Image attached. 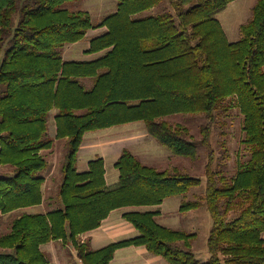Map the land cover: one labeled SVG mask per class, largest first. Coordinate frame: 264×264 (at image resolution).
<instances>
[{"label": "trees", "instance_id": "obj_1", "mask_svg": "<svg viewBox=\"0 0 264 264\" xmlns=\"http://www.w3.org/2000/svg\"><path fill=\"white\" fill-rule=\"evenodd\" d=\"M68 1L74 0H0V164L16 170L0 177V215L42 203L47 155L60 139L67 142L61 207L16 217L0 234V264H52L41 249L52 240L72 245L82 264H109L116 250L131 245L169 264H264V0L256 1L235 42L217 18L233 0H117L98 22L66 7ZM162 3L170 9L145 13ZM102 27L85 50L102 54L63 59L65 45ZM232 106L242 115L241 142L250 155L228 175L211 138L220 113ZM53 109L55 136L47 139ZM179 113L203 114L200 139L188 125L164 119ZM133 121H143L173 154L194 160L199 146L206 148L205 192L180 209L203 205L210 213L207 261L193 251L196 233L160 224L158 210L122 213L137 229L134 237L94 250L81 240L114 209L160 205L202 181L144 163L127 148L114 163L113 184L106 183L103 157L77 170L87 131Z\"/></svg>", "mask_w": 264, "mask_h": 264}, {"label": "rangeland", "instance_id": "obj_2", "mask_svg": "<svg viewBox=\"0 0 264 264\" xmlns=\"http://www.w3.org/2000/svg\"><path fill=\"white\" fill-rule=\"evenodd\" d=\"M257 0H234L228 7L222 12L217 14V18L222 23V26L226 32L227 38L231 42L238 41L241 38L240 26L248 22L252 17V8ZM71 10H86L90 13L93 22L100 21L106 15L114 12L117 8V0H74L68 1L66 4ZM170 7L167 4H160L159 6L145 11L146 14H156L164 10H169ZM144 14V13H143ZM16 21L18 17L15 18ZM96 31L89 30L83 39L75 44L65 45L62 48V57L65 60H89L95 58L97 55H86L84 50L89 46L90 39L96 36ZM99 56V55H98ZM3 58V54H0V61ZM91 83H87V87H90ZM57 110L50 111L47 118V139H53L55 136V119L54 115ZM215 130L213 131L211 142L215 149L216 156L220 163H226L225 172L228 175H232L236 172L238 165L245 162L249 155L250 149L242 144V115L239 109L235 106L230 107L227 111H222L218 117ZM171 123H183L188 125L190 132L196 139L201 138L200 126L204 123L205 118L201 113H179L164 117ZM116 128V129H115ZM145 128L143 121H135L132 124L120 125V127L114 128H102L95 131H87L84 135V143L90 139L99 138L102 134L112 133L124 130H131L133 132H139L137 129ZM147 143L141 145L149 148L150 153L146 158L143 151L139 152L135 147V153L141 158L144 163L155 166L158 169H172L178 168L184 172L189 173L191 176L201 178V183L197 186L191 187L188 191L181 194H176L164 199L160 205H147L141 207H122L117 209L111 215L112 220L116 225H120L119 222L129 224V228H116L112 232L103 233L98 240H93L89 243V249H97L110 242L119 241L126 238L134 237L138 234L137 229L130 222L126 221L123 217H120V213L126 210L144 209V210H158L156 216L157 221L167 227H171L176 230L185 231L187 233H196V237L191 240L192 248L195 256L200 262H205L209 258V251L207 246V239L209 231L212 225V218L205 206L201 205L199 208L190 210H181V205L185 201H193L200 199L206 188V179L204 174L207 150L203 146H199L198 157L196 159H190L188 157L179 156L170 152L165 146L161 145L150 134L147 135ZM56 145L54 153L48 154V168L44 172L46 181L43 185L44 196L46 197V203L33 205L29 207L19 208L12 212L0 215V234L8 233L11 229L12 221L21 214L32 213H45L52 209L61 207V201L58 196L59 186L63 179L62 166L66 161L67 142L66 139H60ZM91 142V141H90ZM86 147V146H85ZM88 149H82L78 154L76 167L78 171H85L87 169V162L98 156L104 154L101 146L92 145L88 146ZM229 155V157H227ZM105 166L107 171L108 181H113V176L116 174L119 176V171L115 167L114 163L117 160V152L105 154ZM16 173L13 166L7 164H0V177L11 176ZM52 203V204H49ZM56 242H50L43 246L44 251L51 247ZM61 249L56 252L58 254L57 260L62 264H82L78 255V251L70 244L59 243ZM66 244V245H65ZM51 250L54 257V250ZM49 252V253H51ZM52 264H60L55 262L47 253ZM124 258L127 261H137L138 258L135 253L132 254L128 249H122L118 251L114 258V264H122ZM159 262L155 264H169L166 259L160 257Z\"/></svg>", "mask_w": 264, "mask_h": 264}, {"label": "crops", "instance_id": "obj_3", "mask_svg": "<svg viewBox=\"0 0 264 264\" xmlns=\"http://www.w3.org/2000/svg\"><path fill=\"white\" fill-rule=\"evenodd\" d=\"M233 1H231L230 3H232ZM230 3L228 5H230ZM228 5H227V7H228ZM93 31H96L97 33H102L103 31H105V27H102V28H99V29H94ZM73 44H75V43H73ZM67 45H71V44H67ZM85 50H84V53L86 55H88V56L89 55H97L98 56V55L102 54V52H100V53H86ZM132 123H135V121L129 122V123H125L124 125H126V124H132ZM120 125H123V124L113 125V126H111V128L120 127ZM107 128H109V127H107ZM137 131H139V132H136V131L133 132L131 130H127V129L124 130V129H122L121 131L112 132V133L110 132V133L102 134L99 138L97 137V138H94V139H90V140H88V142L86 141V143H84V140H83V142L81 143L80 149L78 151V154L82 151V149H84V148L85 149H88L89 148L88 146L91 147L92 145H97V146H101V148L103 149L104 154L100 156V157H103V158H104L105 154H109V153H113V152H117V158H118L124 148L129 149L135 155H137L135 153L134 149H131V147L133 146L139 152L143 151L144 156L147 158L149 156L148 154L150 153V150H149V148H147V147H145V146H143L141 144L142 143H147L146 137H148L147 135H149V133L147 132L146 128H144V129L143 128H140V129H137ZM104 161H105V158H104ZM87 168H88V162H87ZM105 180H106V183L107 184H113V183L117 182V180H118V176L115 174L113 176V181H108L106 166H105ZM46 201H49V200H46V198L44 197L42 203L43 202L46 203ZM42 203H40V204H42ZM117 209H121V208H117ZM117 209L112 210L109 213V215L102 221V223H101V225L99 227H97V228H95V229H93V230H91L89 232L82 233L80 235L81 240L82 241L88 240L89 243H90L94 239L95 240H98L99 237L103 235V233L112 232L116 228H127V229H130L129 226H128L129 224H125V223L119 222L120 225H116L114 223V221L112 220L111 215ZM123 212L124 211H122L120 213V217H122V213ZM263 238H264V233H263ZM53 241H55L56 243L53 244L51 247H49L47 249L48 250L47 252L44 251L43 250V246L45 244H48V243L53 242ZM50 242L45 243V244H42L41 245V249L45 252L46 255L48 253L52 258H54V260H56L55 262H59V260H57V257H56V256H58V254H56V252L61 249V246H60L59 243H63V245H64V242H62L61 240H52ZM66 244H69V243H66ZM49 249L54 250V254H55L54 257L52 255L53 253ZM122 249H128L130 252H132V254L135 253V256L138 258V260L135 261V262H133V261L132 262L131 261H127V259L124 258L123 259L124 262L122 264H155V263L161 261L160 260V257H162V256L151 254L149 251H147V249L144 246H133V245H131V246H126V247H123V248H120V249L116 250L114 257L110 261L109 264H114V261H115L114 258L116 256V254L118 253V251H122ZM49 252H51V253H49ZM47 257H48V255H47ZM60 264H62V263H60Z\"/></svg>", "mask_w": 264, "mask_h": 264}]
</instances>
